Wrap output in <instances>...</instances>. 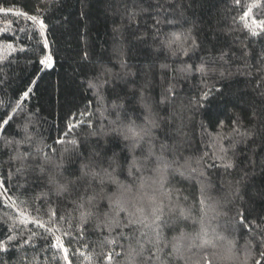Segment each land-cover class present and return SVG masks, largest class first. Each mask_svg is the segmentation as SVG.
Wrapping results in <instances>:
<instances>
[{
    "label": "snow or ice",
    "instance_id": "snow-or-ice-1",
    "mask_svg": "<svg viewBox=\"0 0 264 264\" xmlns=\"http://www.w3.org/2000/svg\"><path fill=\"white\" fill-rule=\"evenodd\" d=\"M63 6L64 0H35L31 10L0 7L4 17H14L8 26L16 25L14 31L22 34H4L0 39L20 44L15 47L10 42L7 47L17 54L16 60L23 59L27 69L19 83H15L16 77H0V157L8 155L7 163L12 170L6 176L0 174V206L7 208L10 202L15 203L14 193L16 200L31 208L29 215L35 214L33 219L13 225L10 230L0 226V264H29L27 249L38 248L58 253L54 259L62 257L64 264H71L70 249L74 241L79 242L86 234L102 235L113 228L120 229V237L135 241L136 246L129 249L130 257L144 259L146 245H151L147 248L146 264H153L154 260L164 264L158 253L168 247L164 242L166 231L179 232L192 247L211 244L204 239L206 230L202 223L194 235L185 233L191 214L184 209L173 210L157 193L170 197L164 189L194 173L206 177L208 170L222 168L230 176L233 170L239 171L241 162L234 159L236 143L254 144L259 137L264 146V92L260 93L259 104L252 101L228 117L232 133L240 139L233 143L232 136L218 137L219 149L212 163H207L208 153H205L195 159L193 167L191 158L183 157L184 141L178 138L186 113L203 112L214 96L223 95V85H216L234 75L231 71L234 60L245 61L247 67L250 38L264 37V0H250L249 5L235 0L234 7L241 13L239 17H233L231 24L226 19H218V31L232 40L217 45L215 52L207 50L193 28L185 27L191 23L185 15L191 3L107 0V7L127 20L123 27L135 26L139 30L143 26L144 30L136 38L151 48L153 63L149 68L158 64L160 82L155 83L154 73H145L144 81L137 82V73L126 71L129 65L123 60L121 68L125 71L122 73L113 72L106 62L90 61L76 69L83 75L78 88L87 100L83 111L77 114L79 119L74 115L65 124V130L48 143L51 137L46 139L41 132L47 120L29 102L45 75L56 66L49 40L54 25L49 21ZM257 11L260 16L255 15ZM22 24L25 26L21 27ZM249 24L255 25V30ZM113 30L118 32L121 28ZM241 32L249 38L248 45L240 41ZM83 59H89L87 53ZM261 63L264 64V50ZM240 74L247 75V72ZM179 80H198L203 87L196 97L185 102L177 88ZM156 87L160 89L158 97L150 91ZM169 108L173 109L170 114ZM177 119L180 125L175 127L174 136ZM216 123L223 128L226 121L218 117ZM57 145L61 147L58 149ZM181 159L183 164L179 163ZM3 163L0 161V168ZM244 171L247 175V170ZM243 179L235 183L228 181L226 185L221 182L230 193L227 203L234 206L229 226L247 235L246 255L254 252L259 257H253L252 264H264V207L253 206L257 194L246 190ZM146 188L151 189V194ZM211 188L210 179L207 184L201 182L200 204ZM259 199L264 200V192L259 194ZM61 207L71 211L61 214L57 211ZM121 213H125L123 219ZM61 222L69 230L57 228L61 234L56 235L48 225ZM29 224L33 227L29 228ZM35 229L43 231L37 235ZM124 230H128L127 237ZM173 248L179 251L175 244ZM228 251L231 253L232 249ZM14 257L19 258L14 260ZM106 259L112 264L111 253ZM167 259L170 264L171 253ZM203 259L205 264H212V257Z\"/></svg>",
    "mask_w": 264,
    "mask_h": 264
},
{
    "label": "trees",
    "instance_id": "trees-1",
    "mask_svg": "<svg viewBox=\"0 0 264 264\" xmlns=\"http://www.w3.org/2000/svg\"><path fill=\"white\" fill-rule=\"evenodd\" d=\"M183 2L185 5L191 3V7L185 10V15L191 23L185 27L193 28L208 51L215 52L217 45L231 42V36L218 31V19H226L231 24L233 17H239L241 13L239 8L234 7L235 0H183ZM249 2L250 0H243L245 5H249ZM34 3L35 0H0V7L13 8L15 11L31 10ZM255 15L260 16L261 13L257 11ZM13 19L12 16L4 17L0 14V36L4 34L22 35L14 31L16 25L8 26ZM49 23L54 25L49 33V40L52 43V52L57 63L55 68L45 75L44 81L29 102L32 108L38 109L40 116L47 120V123L41 126V132L46 139L51 137L47 139L48 143H52L65 130V124L71 121L74 115L79 119L77 114L83 111L87 100L86 95L82 94L78 88V82L83 79V75L76 69L88 65L90 61L106 62L107 67L113 72L122 73L125 71L121 68L123 60L129 65L126 71L137 73L135 77L137 82L144 81L145 73H154L155 83L160 82L158 64L149 68L153 63L150 55L151 48L136 38L139 32L144 30L143 26L141 25L139 30L135 26L123 27L127 24V20L109 9L107 0H64V6L56 12L55 17ZM236 26L242 27V25ZM116 27L121 28V31H114ZM249 27L253 30L256 28L252 24H249ZM167 30L166 27L165 31ZM239 36L243 44H249V38H246L243 32L239 33ZM250 39L249 52L251 54L246 60L247 67H245V61L235 59L231 64V71L234 75L230 76L227 81L218 82L216 85L217 87L223 85V95L214 96L208 108L203 112H196L194 115L185 114L178 138L184 141L183 157L191 158L193 167L196 166L195 159L205 153H208L207 163L213 162L212 157L218 153L219 149L218 137L232 136L233 143L240 139L232 133L230 121H228L232 112H240L252 101L259 104L260 93L264 92V72H261V69H264V64L261 63L264 37ZM10 42L14 43L15 47H20V44L15 41L0 39V77H16L18 79L15 83H19L25 78L27 69L23 59L16 60L17 54L7 47ZM85 53L88 55V60L83 59ZM172 66L175 67V65ZM237 69H240V72H247V75L240 74ZM202 87L203 85L198 80H179L177 84L180 98L185 102L189 98L196 97ZM150 91L154 96H159L158 87ZM176 110L179 111V108L177 107ZM172 111L171 108L167 110L169 114ZM218 117L226 121L225 127L221 128L216 123ZM179 125L180 120L177 119L173 126L174 136L175 127ZM248 127L251 128L253 125H248ZM80 131L77 129V132ZM243 131L242 128L241 132ZM56 147L59 149L61 146ZM234 159L241 162V168L239 171L233 170L230 176H227L222 168L218 171L210 169L206 177H199L198 173H194L186 179H181L179 183L173 181L170 187L164 189V193L170 194V197L157 193L173 210L184 209L191 214L187 222L189 227L183 230L185 233L194 235L200 231L202 223L206 230L204 239L211 241L208 245L192 247L187 239L180 236L179 232L166 231L164 242L168 247L164 248L163 253H158L164 264H169L167 259L169 253H171L170 264H205L204 256L212 257V264H252L253 257L259 259L254 252L246 255L244 249L245 241L248 239L247 235L234 231L229 226L234 215V206L227 203L230 193L226 186H221V182L225 185L228 181L235 183L243 177L246 190L257 194V198L253 200V206L258 209L264 207V200L259 199V194L264 192V146L260 138L257 137L254 144L251 142L236 143ZM0 161L4 162L3 167L0 168V174L6 176L9 171H12L7 163L8 155L0 157ZM179 163L183 164L184 159H181ZM244 169L247 170V175ZM209 179L212 188L203 197L204 203L200 204L201 182L207 184ZM6 186L11 187L12 185ZM145 191L151 194L150 188H146ZM12 200L15 203L10 202L9 207L0 206V226H4L6 230H10L13 225H20L26 220H31L35 216L34 213L29 215L31 208L16 200L14 193ZM57 211L65 214L71 209L61 207ZM124 216L125 213H121V219ZM42 219L47 222V217ZM48 226L56 235H60L61 231L69 230L63 222ZM28 227L33 226L29 224ZM57 228L61 231H56ZM35 231L38 235L43 229H35ZM124 231L127 237L128 230ZM119 232V228H113L102 235L99 232L86 234L79 242L74 241L70 249L71 264H108L106 257L109 253L113 257L112 264H146L147 248L151 245H146L143 253L144 259L130 257L129 249L136 246L135 241L120 237ZM27 235L28 233L25 232V236ZM137 237H139V232H137ZM197 243L199 244L200 241ZM173 244L179 251L173 248ZM229 248L232 249L231 253L228 251ZM153 251L156 249L153 248ZM19 255H24V253ZM27 256L29 264H64L62 257L59 260L54 259L59 256L58 253L45 252L43 248H38L36 251L27 249ZM153 264H161V261L154 260Z\"/></svg>",
    "mask_w": 264,
    "mask_h": 264
}]
</instances>
